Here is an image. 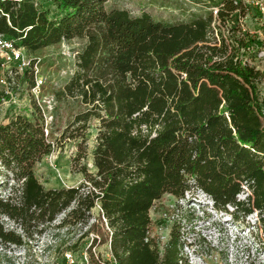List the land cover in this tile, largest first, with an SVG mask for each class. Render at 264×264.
<instances>
[{"label": "trees", "instance_id": "1", "mask_svg": "<svg viewBox=\"0 0 264 264\" xmlns=\"http://www.w3.org/2000/svg\"><path fill=\"white\" fill-rule=\"evenodd\" d=\"M105 1L0 0V34L27 52L83 38L76 68L58 93L83 104L69 124L78 123L80 133L65 127L60 136L83 141L88 120L96 121L93 170L83 164L77 186L52 188L33 173L51 148L39 117L17 115L0 125V217L39 232L65 208L62 223H76L97 205L111 257L100 260L88 246L87 264H188L176 227L161 246L148 235V211L163 194L182 199L196 189L213 207L232 206L235 218L255 211L264 247L263 73L245 61L248 47L263 40L237 23L249 6L217 0L214 21L229 27L227 35L219 27L214 35L211 11L166 22L105 10ZM77 146L75 159L82 157ZM0 240L20 238L0 221Z\"/></svg>", "mask_w": 264, "mask_h": 264}, {"label": "rangeland", "instance_id": "2", "mask_svg": "<svg viewBox=\"0 0 264 264\" xmlns=\"http://www.w3.org/2000/svg\"><path fill=\"white\" fill-rule=\"evenodd\" d=\"M215 2L217 0H106L103 8L124 9L130 15L145 12L153 19L181 22L188 21L196 15L206 16L209 11L207 5ZM258 2V5L251 0L244 2L249 8L246 7V14L241 16L243 27L240 28L243 33L250 30L248 35L255 36L259 42L260 33H264V25L260 24L264 21V0ZM43 5L47 6L49 3L44 2ZM218 22L215 21L217 28L214 35L220 33L219 28L227 35L229 26ZM83 42V38L73 37L28 51L31 57L39 59L38 72L44 78L43 93H49L56 99L54 118L46 135V140L51 145L50 151L33 165V173L44 188L77 186L83 179L82 173L78 170L80 166L84 164L89 171L93 170L91 152L96 135V121L93 118L88 120L83 141L79 137L60 136L65 127H68L69 132L80 133V129L76 128L78 123L69 124L74 115L84 107L83 104L75 96L58 93L76 68L75 56H71V53L78 51ZM263 50L262 45L258 43L245 53L263 73L258 83L262 97H264ZM27 77L28 75H25L20 80L23 89L27 88ZM26 101L27 98L23 103ZM24 110L25 108L19 111L23 113ZM78 143L82 157L75 159L79 149ZM247 193L248 190L244 188L238 198L244 199ZM209 202L211 201L196 189L187 191L182 199L163 194L149 208L148 235L161 246L168 237L171 226L176 227L183 241L182 253L187 257L188 264H243L253 259L264 260V247L258 240L261 232L257 230L255 222L256 212L235 218L231 213L232 206L224 211L211 206ZM66 210L67 208L56 213L39 232L33 231L31 227L23 230L11 219L1 216L2 225L14 230L20 241L0 240V264H87L85 247L88 246L94 257L100 260L110 258L106 240L108 227L99 207L97 205L91 207L87 220L76 223H62ZM72 244H75L73 250ZM65 252H69L70 256L66 257Z\"/></svg>", "mask_w": 264, "mask_h": 264}, {"label": "built area", "instance_id": "3", "mask_svg": "<svg viewBox=\"0 0 264 264\" xmlns=\"http://www.w3.org/2000/svg\"><path fill=\"white\" fill-rule=\"evenodd\" d=\"M246 1L249 0H234V3H241L245 7L247 6L244 3ZM251 1L256 5L259 4L258 0ZM239 7L235 12H239ZM207 8L212 13L214 23L218 15V5L209 3ZM241 18L239 15L237 20L239 27H243ZM260 24L264 25V21ZM260 34V40H263L262 48H264V33ZM251 48L253 47H248V51ZM71 56L74 57L75 52L71 53ZM245 61L250 65H254L251 59L247 57ZM38 62L39 59L31 57L27 50L17 43L16 39H9L0 34V125L6 124L17 115L27 118L37 115L40 119L43 134L46 136L50 131L49 124L54 118L56 99L53 95L42 91L44 78L38 72ZM254 66L260 69L256 65ZM25 75H28L26 79L28 84L27 88L23 89L20 80ZM25 98H27V101L23 103ZM24 108L25 110L21 113L19 110ZM64 255L69 257L70 253L65 252Z\"/></svg>", "mask_w": 264, "mask_h": 264}]
</instances>
